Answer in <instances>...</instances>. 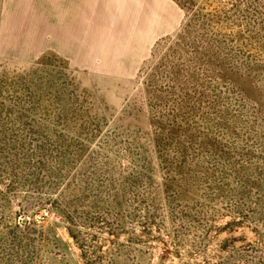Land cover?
I'll list each match as a JSON object with an SVG mask.
<instances>
[{
	"label": "rangeland",
	"instance_id": "rangeland-1",
	"mask_svg": "<svg viewBox=\"0 0 264 264\" xmlns=\"http://www.w3.org/2000/svg\"><path fill=\"white\" fill-rule=\"evenodd\" d=\"M161 1L140 55L0 52V264H264V0Z\"/></svg>",
	"mask_w": 264,
	"mask_h": 264
},
{
	"label": "crops",
	"instance_id": "crops-1",
	"mask_svg": "<svg viewBox=\"0 0 264 264\" xmlns=\"http://www.w3.org/2000/svg\"><path fill=\"white\" fill-rule=\"evenodd\" d=\"M162 2L0 0V52L18 48L26 56L54 48L75 64L104 63L101 57L112 56L109 49L115 46L140 55L158 30L155 15Z\"/></svg>",
	"mask_w": 264,
	"mask_h": 264
},
{
	"label": "built area",
	"instance_id": "built-area-1",
	"mask_svg": "<svg viewBox=\"0 0 264 264\" xmlns=\"http://www.w3.org/2000/svg\"><path fill=\"white\" fill-rule=\"evenodd\" d=\"M47 215H48V213L45 212V213L43 214V217H42V218H45Z\"/></svg>",
	"mask_w": 264,
	"mask_h": 264
}]
</instances>
